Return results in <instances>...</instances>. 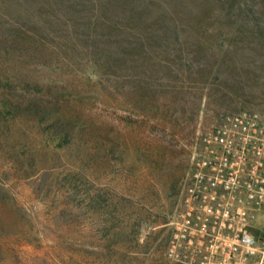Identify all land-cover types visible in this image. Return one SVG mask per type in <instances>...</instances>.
Instances as JSON below:
<instances>
[{"label":"rangeland","instance_id":"1","mask_svg":"<svg viewBox=\"0 0 264 264\" xmlns=\"http://www.w3.org/2000/svg\"><path fill=\"white\" fill-rule=\"evenodd\" d=\"M264 107V0H0V264H161L219 117Z\"/></svg>","mask_w":264,"mask_h":264},{"label":"built area","instance_id":"2","mask_svg":"<svg viewBox=\"0 0 264 264\" xmlns=\"http://www.w3.org/2000/svg\"><path fill=\"white\" fill-rule=\"evenodd\" d=\"M181 204L161 264H264V107L218 118Z\"/></svg>","mask_w":264,"mask_h":264}]
</instances>
